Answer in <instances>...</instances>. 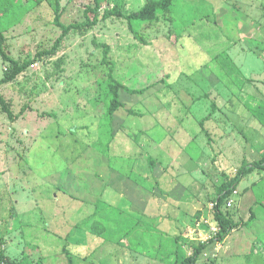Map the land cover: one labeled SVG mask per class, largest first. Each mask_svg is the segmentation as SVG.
I'll return each instance as SVG.
<instances>
[{"label": "rangeland", "instance_id": "1", "mask_svg": "<svg viewBox=\"0 0 264 264\" xmlns=\"http://www.w3.org/2000/svg\"><path fill=\"white\" fill-rule=\"evenodd\" d=\"M146 1L103 0L92 26L93 0L0 13L3 51L29 62L0 84V264H179L215 235L219 186L264 158V0H172L129 24ZM56 5L80 26L52 50ZM110 78L144 90L119 89L112 116ZM223 211L244 225L197 264H264V170Z\"/></svg>", "mask_w": 264, "mask_h": 264}, {"label": "trees", "instance_id": "2", "mask_svg": "<svg viewBox=\"0 0 264 264\" xmlns=\"http://www.w3.org/2000/svg\"><path fill=\"white\" fill-rule=\"evenodd\" d=\"M37 1H41V0H37ZM102 1L103 0H93L94 6L90 8V10L94 13L93 18L92 20L86 22L84 25L92 26L97 22L98 12L100 10ZM171 3L172 0H147L146 3L138 11L122 16L127 20L129 24H131V22L134 21L158 20L159 17L165 16L169 12V7ZM15 4H16V0H0V13L9 12L14 7ZM58 11H59V6L56 5L54 22L61 29L62 33H61V37L53 46L52 50L56 48L58 42L62 39L63 36L67 35L71 29L80 26V25H70V26L62 25L59 22ZM114 13L117 15L120 14L119 11L117 12L115 11ZM3 37L4 35L0 30V55L3 58V60L7 61L10 64L11 68L9 69V72L6 73L5 77L2 80H0V84L13 79L18 74L23 72L29 65V62H27L22 66H18L16 61H14L11 57L8 56L7 53L3 51L2 49ZM111 81L113 82V84L109 86V96H110L108 101L109 116H112L119 109V107H121V103L119 102V98H118L119 89H123L130 94H141L144 91V90H130V89L128 90L122 84H119L118 82H115L112 79ZM0 102L2 103L1 99ZM255 169L264 170V158L250 165H243L239 170H237L234 176L228 177L225 180V182H223L219 186L217 190L216 198L213 201V208H212L214 221L216 222L217 225L215 235L211 239L205 242H201L195 246L192 245L193 246L192 254L189 257L185 258L179 264H197L202 253L211 244L215 242L222 243L233 230L238 228L240 225L241 226L244 225L243 223L235 222L232 219V217L228 214V212L223 211V208L225 207L228 198L232 196L233 193L235 192L239 182L243 179V177L246 176L248 173L253 172ZM102 209L103 206L99 208V210ZM250 217H252V215ZM100 219H102V217ZM106 227L107 226L102 222V220L95 219L91 224V233L100 237L105 232ZM68 262L69 264H71V259H69Z\"/></svg>", "mask_w": 264, "mask_h": 264}, {"label": "built area", "instance_id": "3", "mask_svg": "<svg viewBox=\"0 0 264 264\" xmlns=\"http://www.w3.org/2000/svg\"><path fill=\"white\" fill-rule=\"evenodd\" d=\"M213 230H215V231H216V228L214 227V228H213Z\"/></svg>", "mask_w": 264, "mask_h": 264}]
</instances>
